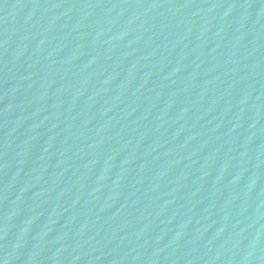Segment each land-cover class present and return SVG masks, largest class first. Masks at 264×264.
Instances as JSON below:
<instances>
[{"label":"water","instance_id":"obj_1","mask_svg":"<svg viewBox=\"0 0 264 264\" xmlns=\"http://www.w3.org/2000/svg\"><path fill=\"white\" fill-rule=\"evenodd\" d=\"M0 264H264V0H0Z\"/></svg>","mask_w":264,"mask_h":264}]
</instances>
